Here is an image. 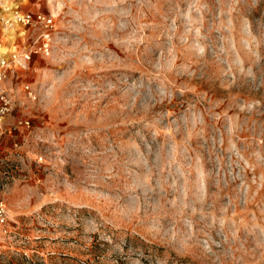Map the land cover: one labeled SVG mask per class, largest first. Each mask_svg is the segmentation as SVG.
<instances>
[{
    "label": "rangeland",
    "instance_id": "rangeland-1",
    "mask_svg": "<svg viewBox=\"0 0 264 264\" xmlns=\"http://www.w3.org/2000/svg\"><path fill=\"white\" fill-rule=\"evenodd\" d=\"M24 4L56 35L0 142V264H264V0Z\"/></svg>",
    "mask_w": 264,
    "mask_h": 264
},
{
    "label": "built area",
    "instance_id": "built-area-1",
    "mask_svg": "<svg viewBox=\"0 0 264 264\" xmlns=\"http://www.w3.org/2000/svg\"><path fill=\"white\" fill-rule=\"evenodd\" d=\"M28 0H0V142L8 134L31 129V120L8 119L26 99L35 102L37 95L30 83L22 82L35 58L49 59L55 38L56 24L52 14L25 10ZM24 106V104H23ZM4 185L0 184V193ZM9 207L0 197V257L11 237Z\"/></svg>",
    "mask_w": 264,
    "mask_h": 264
}]
</instances>
